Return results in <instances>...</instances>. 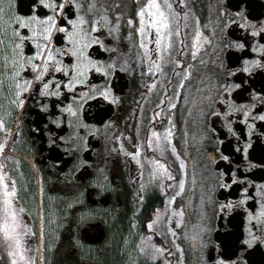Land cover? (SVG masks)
<instances>
[{
    "label": "flooded vegetation",
    "instance_id": "1",
    "mask_svg": "<svg viewBox=\"0 0 264 264\" xmlns=\"http://www.w3.org/2000/svg\"><path fill=\"white\" fill-rule=\"evenodd\" d=\"M146 3L100 0L114 23L120 16L119 31L102 37L113 51L88 52L114 64L110 74L93 70L86 84L57 90L69 77L53 72L59 96L33 81L22 107L9 68L15 25L0 28V174L24 209V258L109 264L112 251L115 264H264V0H157L171 31L159 54L147 43L154 30L138 47L135 12ZM3 8L4 21L48 12L31 0ZM18 51L26 60L36 48L26 41ZM34 75L26 67L21 80ZM93 85L110 98L89 96Z\"/></svg>",
    "mask_w": 264,
    "mask_h": 264
},
{
    "label": "snow or ice",
    "instance_id": "2",
    "mask_svg": "<svg viewBox=\"0 0 264 264\" xmlns=\"http://www.w3.org/2000/svg\"><path fill=\"white\" fill-rule=\"evenodd\" d=\"M164 2L168 8L172 7L171 4H167V0H164ZM3 5L4 0H0V28L7 33L8 24L15 25L11 38V45L14 49L13 59L9 68L12 81L11 87L14 89L16 97L13 103L17 107L23 106L25 99L23 94L28 92L33 81L37 83V89L41 95L59 96V91L49 90L52 81L56 79L53 72L62 73L65 77H69L67 81L56 83L54 88L59 90L63 84L64 87L71 90L76 84H86L85 78L88 72L94 70L106 77L115 67L111 63L101 64L99 61H93L88 52L93 44L106 48L102 40L105 30L109 36L119 31L120 16H115L114 23L110 10L101 5L100 0H31L33 9L42 7L47 9L48 12L43 16L36 12L26 17L9 16L7 21H4ZM146 10H148L147 18L145 15ZM135 21L138 22L135 31L140 36L138 47L147 49V43L154 42L156 45L155 52L159 54L162 51L161 42L165 38L166 30L168 35H171L169 17L165 11L161 10V4L157 3V0H147V3L141 5L135 12ZM126 23L131 28L134 25V19L130 17ZM150 30H154L155 39L154 41L147 40L146 43V33ZM57 33L62 34L60 39L65 42L64 46L58 47L53 43V38ZM197 36H199V32H197ZM26 41L34 45L36 51L25 60L22 51L18 50L24 47ZM165 47L167 46L165 45ZM106 50L113 51L107 48ZM144 55H148L147 50ZM195 56L196 45L193 44V59H195ZM64 57L73 59L68 65H65ZM153 65L156 71L160 70L156 61H153ZM26 67H30L35 75L32 79L21 80V72ZM244 70L248 71L247 68ZM152 71L153 67H149V72ZM46 76L49 78L46 79ZM0 86H2V81H0ZM87 94L89 96L99 95L104 100H108L110 89L107 87L98 89L93 85ZM170 106L175 107L174 105ZM65 111L73 117L76 116V111L72 107L66 108ZM245 114L247 115V113ZM259 119L264 120V115H261ZM4 129V121L0 118V130ZM152 135L156 136L157 134L154 132ZM157 140H159V137H157ZM3 147L4 145L0 144V150ZM173 151L175 150L173 149ZM132 158L136 159V156L133 155ZM181 166L183 167V165ZM0 191L3 193L2 203H0V244L6 247L11 258L10 264H21V262L23 264H34V261H26L23 255V235L27 230V225L23 224L20 217V213H23L24 209H17L14 204L15 182L12 181L11 190L9 191V185L5 183V175L0 174ZM86 219L87 217L81 216L82 222Z\"/></svg>",
    "mask_w": 264,
    "mask_h": 264
},
{
    "label": "rangeland",
    "instance_id": "3",
    "mask_svg": "<svg viewBox=\"0 0 264 264\" xmlns=\"http://www.w3.org/2000/svg\"><path fill=\"white\" fill-rule=\"evenodd\" d=\"M120 2L123 4L124 7H126L129 3V0H120ZM106 243H107V247H110V248H113V235L112 233L107 237L106 239ZM109 258L107 259L109 264H115L114 263V254L113 252L111 251L109 253ZM0 261H1V264H5V250L4 248L0 247Z\"/></svg>",
    "mask_w": 264,
    "mask_h": 264
}]
</instances>
